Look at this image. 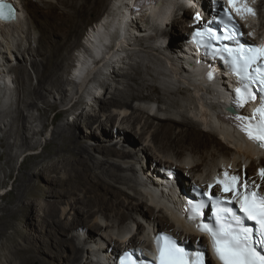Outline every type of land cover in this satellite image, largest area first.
Returning <instances> with one entry per match:
<instances>
[{
    "label": "bare ground",
    "instance_id": "bare-ground-1",
    "mask_svg": "<svg viewBox=\"0 0 264 264\" xmlns=\"http://www.w3.org/2000/svg\"><path fill=\"white\" fill-rule=\"evenodd\" d=\"M106 1L8 0L15 8L16 19L0 20V37L3 38L0 40V102H8L7 86L13 82L9 73L16 72L18 106L15 116L7 124L10 134L18 142L9 144L6 135L2 144L13 145L19 150L34 148L36 141H32L30 133L42 134L46 124L43 120L41 127L35 130L32 123L41 121L47 107L54 106L48 95L54 92L61 103L66 101L68 88L59 72L63 60L68 58L65 51L81 41L80 28L89 16L98 15L107 6ZM130 1L114 0L115 9L106 17L98 16L86 38L82 39L90 49L86 47L80 53V60L76 61L73 72L82 82L73 83V95L77 98L70 106L84 109L87 98L89 109L84 113L69 109L74 114V121L67 120L53 128L52 150L34 153L33 157L40 160L33 163L27 176L20 173L14 179L15 208L12 214L26 216L30 223L40 221L43 236L40 244L34 237L28 238L21 233L22 242L12 243V264H113L114 258L130 249L151 259L152 238L161 231L172 233L190 247L206 250L207 264L208 257L213 264H219L209 252L205 234L180 216L184 214L183 208L189 197H194L192 188L200 186L207 190V184L214 176L222 174L228 165H231L229 172L241 178L246 175L260 183L257 170L264 167V150L255 149L242 134L212 118V110L213 113L220 111L226 82L218 80V73L208 79L206 73L212 63L196 56L194 47L186 44V36L193 28L206 23L205 19L196 21V13L201 17L206 14V5L212 0H189L197 1L195 10L173 6L174 2L180 5L183 0H159L157 4L137 11L130 9ZM246 2L256 9L253 0ZM17 3L36 25L38 38L34 45L30 41V30L22 29L15 34L7 31V27L21 19ZM201 3L205 8L199 12ZM263 5L264 0H260L259 6ZM141 17L146 18L147 25L138 28ZM254 18L250 15L245 19L239 17L247 27L244 32H248L250 20ZM154 21L171 24L166 31L157 30L159 47H164L162 39L166 37L170 46L160 60L148 58L145 64L137 59L129 64V70L124 71L109 64L128 47L126 45L134 44L131 38L135 35L128 32L127 25L145 33L149 28L156 30ZM262 24L264 27V22ZM13 37L20 38L18 53L14 55L11 52ZM258 38H261L260 42L264 41V30ZM113 43L116 46L112 48ZM177 43L181 50L176 56L179 66L172 64L167 56L168 51L174 52ZM146 48L143 52L150 49ZM109 50L112 52L105 55ZM137 53L136 57L143 58L140 51ZM12 56L15 63L11 61ZM20 57L34 69L37 84H31L25 64L18 60ZM164 61L168 68L179 69L185 75L193 74L192 81L196 77L193 82L183 80L187 87L191 86V92L190 88H172L164 77L162 79L166 80H160L165 72ZM128 62H124L125 66ZM101 64L111 68L107 74L111 83L98 85L95 80L92 85L95 89L90 90L86 82L93 81L90 75L103 76L101 72H106V67ZM106 89H109L108 95ZM142 89L151 93L160 90L165 95L146 97ZM206 89L210 90L208 98L202 96ZM3 91L6 97L2 96ZM176 94L181 98H175ZM184 94L186 98L182 97ZM39 102L41 106H38ZM96 102L99 111L95 112L93 105ZM20 104L39 113L27 115ZM62 112L65 114L67 109ZM2 128L0 125V130ZM46 146L45 143L43 149ZM11 159L14 154L8 161ZM167 183L172 186L171 191ZM213 191L220 194L218 186ZM260 191L264 193V187ZM17 230L15 232H19ZM15 234H12V242Z\"/></svg>",
    "mask_w": 264,
    "mask_h": 264
},
{
    "label": "snow or ice",
    "instance_id": "snow-or-ice-1",
    "mask_svg": "<svg viewBox=\"0 0 264 264\" xmlns=\"http://www.w3.org/2000/svg\"><path fill=\"white\" fill-rule=\"evenodd\" d=\"M159 0H136L133 5L138 9L147 3H158ZM227 6L215 17L222 25L221 36L212 28L196 31L195 37H208L215 41H233L235 47L227 44L222 49H214L216 54L225 52L230 58L232 71L240 83L234 89L233 104L236 108H243L249 101L257 100L260 92L258 107L254 108L250 116L236 114L229 119L246 135L249 141L264 149V41L260 44L241 43L239 25L233 18V13L241 19L255 16V11L248 6L246 0H225ZM15 11L8 0H0V20H14ZM201 19L196 13L195 20ZM249 36L253 33L249 32ZM198 43L200 41H197ZM212 79L213 73H207ZM228 165L222 174L213 177L207 184V190H201L199 201L187 200L183 212L190 221H196L195 227L202 233H207L212 255L219 264H264V167L257 170L260 183L250 180L246 175L231 173ZM218 186L220 194L213 188ZM210 205L214 224L200 220L204 208ZM246 221L253 222L251 225ZM155 255L153 260L146 261L135 256V251H126L119 259V264H207L206 250L190 252L177 243L168 234L157 235L154 239Z\"/></svg>",
    "mask_w": 264,
    "mask_h": 264
},
{
    "label": "rangeland",
    "instance_id": "rangeland-1",
    "mask_svg": "<svg viewBox=\"0 0 264 264\" xmlns=\"http://www.w3.org/2000/svg\"><path fill=\"white\" fill-rule=\"evenodd\" d=\"M34 1H38V0H34ZM204 1H207V0H204ZM106 2H107V6L105 8H102L100 10V12L98 13V15L92 14L91 16H89V19L87 20V22H85L83 27L80 28V39L82 38V36H83L82 39L86 38L85 35L88 32V28L90 30V27L93 26V24L98 20V16L100 17V15H102L101 17H106L107 14L110 13V11L112 12V10L115 9L113 6L114 0H107ZM253 3H252L253 7L256 8L254 10L255 11V16H254L255 18H254V20L253 19L250 20V24L248 23L249 24L248 25V29H249L248 33H249V31L254 33L252 36L248 35V38H250L251 40L254 39L255 37L258 38V36L261 37L263 35V30H264V27H262V25H263L262 23L264 22V5L262 7L259 6L260 0H253ZM175 4H178V2L173 3L174 7L176 6ZM17 6H18V9L20 11L19 17L21 19L18 21V23H13L9 27H7V31L9 30L10 32L15 34V32H18L22 29H24V31H26L27 29L30 30V33H29L30 41L34 45L37 41V38H38V31L36 29V25L32 22V18L27 13L24 14L22 12L23 9L21 8V5H19L17 3ZM190 12H192V11H190ZM21 13H22V15H21ZM190 15H192V13H190ZM136 23H137V21H135L134 24H136ZM137 24H138V26H137L138 28H140V26L145 27V25H147L146 18L141 17L140 22H138ZM170 25L171 24H167V26L165 25L162 29L164 31H166L168 29V26H170ZM137 27H134V26L131 27L128 25L126 26V29H128V32L130 34L134 33L135 38L134 37L131 38L132 39L131 43L133 41L134 44L131 46L126 45L128 47H126L123 50V52L121 54L117 55L115 58L116 60L114 61L112 66H114V68H118L119 71L120 70L124 71L125 69L129 70V67H130L129 64L134 63V61L137 59H141L140 61L146 62L145 64H147L148 58H149V60H151V59H159L160 60L161 57L167 51V49L169 50V47H170L169 41L166 43V45H164L163 48L159 47V42L157 41V36L159 35V31L152 30V28H149V30L145 31V33L141 30L140 31L142 33H139L138 32L139 29ZM250 27L254 28V30L250 29ZM5 28H6V26H5ZM244 28H247V27L244 25ZM0 40H3V38L0 37ZM127 42H130V40ZM139 42H140V46L138 45ZM19 43H20V38L18 37V39H17L15 37H13V40L11 41L12 55L18 53L17 50H18V44ZM81 45H83V43H81V41H80L74 47L69 48V51H65L68 54V58L63 60V65H62V68L59 69V72L62 75V80H63L64 86L68 88L66 101L61 103L59 98H58V95L54 92L50 93L48 95L49 101L52 104H54V106L47 107V109L45 111V115L43 117L42 116L40 117L41 121H36V122L32 123V126L35 130L39 129L41 127L43 120L46 124L42 134L30 133L33 136V137H31L32 141L33 142L36 141V145L34 146L33 149L28 150V149L23 148V149L19 150L17 147H15L13 145H11V146H9L8 144L4 145L1 142V140L4 137H6V135L8 137V138L6 137L7 138L6 140H7V142H9V144H13V143L18 142L17 138L14 135L10 134L9 124H7V123H9L10 120H12V118L16 114V110H17V106H18L17 96H18V88H19L18 87L19 84H18L17 79H16L17 73L16 72H10L9 73L10 78L13 81L12 84H8V86H7L8 87V95H9L10 100L8 99V102H6V104L0 102V125L3 127L0 130V155H1V157H0V264H12V243H14V245H16V244L22 242L21 233L24 234L25 236H27L28 238L34 237L33 239L36 242H38L40 244L42 243L41 237L43 236V231L41 230V228H42L43 224L40 221L30 223V221H28L29 219H27L26 216H23V217L21 216L22 217L21 218L20 216H16V215L12 214V209L15 208V202H14L15 190H14V183L13 182H14V179L16 176H20L21 174L24 176H27V172H28L29 168L33 165V163L37 160H40L39 158L37 159V158L33 157L34 153L41 152V151L46 153L47 151L52 150V148L54 146V143L51 142L52 141V139H51L52 130H53V128H55V126L57 124L66 123L67 120L72 122V121H74L73 120L74 114H72L73 112L82 111L84 113L85 109L86 110L89 109V104H87V102H90V100L87 98L84 99V104H83V105H85L84 109H82L81 106L79 107L77 105H76V107L70 106V104H72V103L75 104V102H72V101L73 100L75 101V99L77 98V95L76 94L73 95L74 94L73 91H75V88L73 87V85H75V84H73V83H75V82L73 81L72 77H70L69 75H70L71 68L74 66V58H73L74 51L77 50V55H78V58H76V61H77V60H80V58H81L80 53L87 47V44L84 43L82 48H78ZM111 46H112V48L115 47L116 43H113ZM146 47H148L150 49L147 51L145 50L143 52L144 49H147ZM88 49H90L89 44H88L87 50ZM138 50L140 51V54L143 56V58L136 57V54H138L137 52H139ZM180 51H181L180 45H178V43H177V47L175 48L174 52L169 53V51H168V53H167L168 60H170L172 64H177L179 66L180 61H178V62L176 61L177 60L176 56H177V54H179ZM120 56L123 57V59H119ZM21 59H22L21 57L18 58V60H20L23 65L25 64L31 84L32 85L37 84L38 79L36 77V73L34 72V69L29 65V63H26L24 60H21ZM126 60L129 61L127 66H125V64H124V62ZM11 61H12V63H15L14 62V56H12ZM7 64H11V63L7 62ZM109 64H111V63L109 62ZM101 65L105 66V64H101ZM168 67H169V65H166V62H165L164 63V71L165 72L162 74V76H160V80L164 77L168 80L167 82L170 84V86L172 88H174V89H176L178 87L190 88L189 91L191 92V86L187 87L188 84L186 82H184L183 80L185 78V79H188L187 81H190V80L192 81L193 74L185 75L184 72H182L179 69L177 71L175 68L172 69L173 67L172 68H168ZM106 68L108 70V71L105 70L107 73L104 72V70H103L101 72L104 74L103 76H102V74L97 75L96 80H98V85L102 84L104 82H106V83L108 82L109 84L111 83V81L107 78V77H109V75H107V74H109L108 72H109V70H111V68H109V66H107ZM166 68L169 70H167ZM166 70L168 73L166 72ZM165 73H166V75H165ZM195 78L196 77H194L193 81L195 80ZM166 79H162V80L164 81ZM172 80H173V83H172ZM96 83H97V81H96ZM131 83L136 85V83H134L132 81H131ZM207 85L210 87L208 82H207ZM70 89L72 90V92H70L71 91ZM107 90H109V89H106V93H105L106 95H108ZM208 91H210V90H208V89L204 90L202 92V96L208 98L210 96ZM11 92H12V94H11ZM142 92L144 93V95L146 97L151 95L153 98H155L157 96H164L165 95L160 90L159 91H153L151 93L147 89H142ZM5 95L6 94L3 91L2 96H5ZM174 96H175V98H177V97L181 98L180 94H176ZM182 97L186 98L187 95L184 94V95H182ZM38 104H39L38 106H41L40 102ZM20 107H22V109L24 110V113L27 115H30V114L36 115L39 113V111L36 109H30V110L27 109L23 104H20ZM93 107L95 109V112L99 111L97 102H96V105H93ZM64 109H67V112L65 114L62 112ZM69 109H74V111L73 112L69 111ZM81 129L83 131L84 128L82 126H80V130ZM45 143L47 144L48 147L46 146V148L43 149V146L45 145ZM12 154H14V159L13 160L11 159L8 161V158ZM30 198H34V197L31 196ZM35 200H36V198H35ZM16 229H18L17 231H19L20 234H19V232H15ZM13 233H16L14 236V239H13L14 242H12V234ZM32 264H37V263H32ZM208 264H213V261L210 260L209 257H208Z\"/></svg>",
    "mask_w": 264,
    "mask_h": 264
},
{
    "label": "water",
    "instance_id": "water-1",
    "mask_svg": "<svg viewBox=\"0 0 264 264\" xmlns=\"http://www.w3.org/2000/svg\"><path fill=\"white\" fill-rule=\"evenodd\" d=\"M14 8V7H13ZM14 11H15V9H14ZM15 19H16V13H15ZM14 19V20H15ZM4 21H8V22H10V21H12V20H4ZM228 110H231L230 108H227Z\"/></svg>",
    "mask_w": 264,
    "mask_h": 264
}]
</instances>
